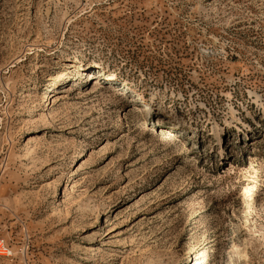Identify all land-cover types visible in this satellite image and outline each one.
<instances>
[{
    "label": "rangeland",
    "instance_id": "obj_1",
    "mask_svg": "<svg viewBox=\"0 0 264 264\" xmlns=\"http://www.w3.org/2000/svg\"><path fill=\"white\" fill-rule=\"evenodd\" d=\"M1 246L264 264V0H0Z\"/></svg>",
    "mask_w": 264,
    "mask_h": 264
},
{
    "label": "bare ground",
    "instance_id": "obj_2",
    "mask_svg": "<svg viewBox=\"0 0 264 264\" xmlns=\"http://www.w3.org/2000/svg\"><path fill=\"white\" fill-rule=\"evenodd\" d=\"M97 75H101V74H103V70L102 69H98L97 71ZM94 73H95V71H90V72H87L86 74H85V77H89L90 79L91 78H94ZM93 80V84L94 85H96V84H100V82L99 81H97V78H94V79H92ZM36 87V86H35ZM136 96H139V94H137ZM48 99V103H47V105H49L50 104V102H51V96H50V98H47ZM135 102L137 101V100H134ZM135 105V104H134ZM131 109V108H130ZM129 109V110H130ZM134 111H136L137 112V116H139L140 117V121H141V123H142V125H145L146 124V118L143 116V114H142V111L139 109V107L138 106H133V108H132ZM138 121H139V119H137ZM165 123H171V125L173 126V127H176L177 126V122H175V121H168V122H165ZM160 132H162V133H166L167 135H169V136H175L174 135V132L172 131V130H169L168 128H166V127H160ZM85 146L86 145H84V144H82L81 145V147H80V150H84V148H85ZM78 152H79V149H78ZM77 153V152H76ZM79 154V153H78ZM75 155V154H74Z\"/></svg>",
    "mask_w": 264,
    "mask_h": 264
},
{
    "label": "built area",
    "instance_id": "obj_3",
    "mask_svg": "<svg viewBox=\"0 0 264 264\" xmlns=\"http://www.w3.org/2000/svg\"><path fill=\"white\" fill-rule=\"evenodd\" d=\"M1 249H5L3 246L0 247V252L2 251Z\"/></svg>",
    "mask_w": 264,
    "mask_h": 264
}]
</instances>
